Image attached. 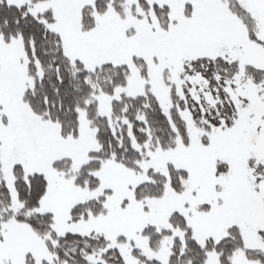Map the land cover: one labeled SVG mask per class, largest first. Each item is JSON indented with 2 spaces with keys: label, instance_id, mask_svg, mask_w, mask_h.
Returning a JSON list of instances; mask_svg holds the SVG:
<instances>
[{
  "label": "snow or ice",
  "instance_id": "obj_1",
  "mask_svg": "<svg viewBox=\"0 0 264 264\" xmlns=\"http://www.w3.org/2000/svg\"><path fill=\"white\" fill-rule=\"evenodd\" d=\"M0 264H264V0H0Z\"/></svg>",
  "mask_w": 264,
  "mask_h": 264
}]
</instances>
